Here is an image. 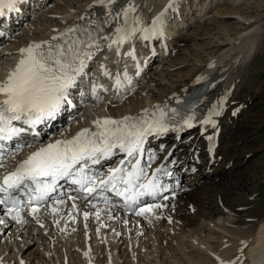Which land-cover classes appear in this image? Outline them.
<instances>
[{"label": "bare ground", "instance_id": "bare-ground-1", "mask_svg": "<svg viewBox=\"0 0 264 264\" xmlns=\"http://www.w3.org/2000/svg\"><path fill=\"white\" fill-rule=\"evenodd\" d=\"M73 1L75 2V5L77 4V6H74L77 10L72 6L74 10L66 13L67 15L66 17H64L65 19L57 26V28L47 29V32L44 34V36L42 35L41 37L37 36L32 38L45 40L49 38L51 33L59 31L61 29L69 28L70 26L76 27L77 25L82 23L86 24L96 18L104 21L106 9L98 4V0ZM201 1L204 0H193L190 5H186L185 3L187 2L185 0H172L171 7H168L170 0H131V3L136 7L135 15L139 16L141 19L142 27L150 28L153 20L162 12H164V16L162 18L163 34L145 40L141 38L140 33H137L133 37V39L129 41L130 45L126 46L127 49L116 52L113 48H109L108 50H106L107 52H105V55L103 56L104 59L97 61V63H99V65L105 63L107 65V69H109L110 63L115 60L118 61L116 63V67H119L120 65L123 67V65L127 64L126 66H139V69L141 70L142 65H147L149 58H151L147 56L148 54L146 51L144 52V50L146 49V45L150 44L151 42L154 43V41H157L158 38H161V40H163L160 43L163 47L160 48V53L166 57L169 50V43L167 45L165 40L169 37H174L175 34H178L179 28H182L186 24H188V19H185L186 17L184 16H188L191 9H196L198 3H200ZM39 3H41V0H29L27 4H25L21 8V11L14 15L11 22H2L0 28L3 30V33L0 35V41L7 37L6 32L11 31L12 27H15L16 23L21 20L20 16H23L24 13H26L28 10L30 11L36 5L40 6ZM124 3L125 0H116V3L112 7L118 8ZM202 4L204 7L206 6L205 2ZM199 11L200 10H198V12ZM33 14H35V12ZM204 14L205 13L201 14V16H204ZM240 16V24L246 26L245 30L240 31L239 33L237 32V37H230L229 35H225L221 42L216 43V45L219 46L220 49H224V51H222V56L209 57L210 61L208 60L205 63L204 67L201 68L202 71L200 72V74H198L194 79L184 81V83L180 85H175L176 87L168 90L165 96L160 97L157 100L149 99L146 103L148 104L159 102L160 99L164 100V103L166 99L171 98V93L181 94L183 92L192 91V89L197 85H200L204 79H211V84L208 86V91L206 93L207 95L203 100V105L206 108L205 111L209 112V110H211L209 106L214 102L221 103V101H232L234 99V95L238 93L240 88L248 86V83L253 77V74H255L254 72L256 71V69L259 70L264 68V66L261 65L263 64L262 59H264L262 58L264 56V29L261 30L260 25L256 24L258 20L251 21L252 19L247 20L248 17L245 18L242 15ZM81 17H84V19H81ZM189 18L191 19L192 17L189 16ZM122 23L123 21L120 20L112 21L110 25L105 24L104 32L106 33V35H109L114 30L117 24ZM28 26L30 27L29 23ZM27 27L25 29H27ZM20 42L24 41L22 40ZM248 42H251V44H248ZM9 44L10 43L8 42L4 48H8ZM209 44L211 46L215 45L213 41H209ZM130 52L134 53V55L136 56H139V54L137 53L143 52L145 59L142 63H140L139 60L133 58L134 55L128 54ZM7 56L9 58L6 61L0 62V74L12 68L17 59L16 52ZM234 61H236V64H234ZM94 71L95 69L93 70V72ZM123 71L127 73V71H130V67H126ZM126 77L127 79H121V85H123L124 82H127V80L131 82H134L136 80L138 81V79H136V76L133 75V72L127 73ZM243 79L247 81V84L245 81H243ZM122 87L125 88L127 87V85L125 84L124 86H121V88ZM121 88L118 91L119 93L122 92ZM105 97L110 105L113 102L118 103L120 101L118 93L112 92L110 96L106 95ZM148 97L152 99L151 95H148ZM142 106L143 105L129 107L126 110L122 108H115V113H111L108 110L110 108L109 106V108L107 107L108 109L103 111V113L110 114L111 116L114 114L123 115L128 112H136L144 108ZM89 108L91 109V112L93 114L102 112V110L98 109V107L96 106L95 108ZM87 116H89V114L82 115V117L84 118H86ZM217 124L218 126H220V132L218 135V145L214 146L215 159L213 160L211 158H207V153L204 150L205 136L199 135V130H194L193 133L187 134L180 139L179 145H186L185 149L189 151L190 157L182 156L178 157L177 159L170 160L173 161V163H171V167L175 172L176 179L178 180L179 178L180 180V186L178 185V192H181L182 190L180 189H182L187 183L182 182V179H193V182H209L211 180H216L211 183H217L221 180H228L229 176L231 175L229 173L234 170L233 168H235H232L231 164H235L236 159L239 163V159L237 157L234 160L235 156H231L225 162L222 161V157H224L226 155V152H228L229 150L227 146L221 144L220 142L223 139L225 127H230L228 110L225 111L221 119H218ZM78 125V121L73 123V129L78 127ZM231 129L232 127L229 128V130ZM170 143L171 145L175 144L173 141H171ZM215 160L222 161V163H220L219 165H214ZM229 162H231V164ZM166 165H168V163ZM259 166L260 170H258L257 168L254 170L256 171L255 175L258 176L257 185L264 179V162L262 164H259ZM245 170H247V168H245ZM258 173L263 174L259 176ZM241 179H239L240 187H237L235 189V195H227L229 194L228 191L230 192L232 189H234L235 184H231L232 186L226 185V189H222V191L225 192V194L229 198H222L220 196V198L217 199L216 194L213 192V196H207L205 200L202 199L204 200V206H199L198 203L193 202L194 200L188 201L192 202L194 206L197 207L196 212L199 208L201 209V217L203 216V219H208V223L211 226L220 228L219 230L222 229L223 232L226 230L231 235L240 238V240H238L239 245H243L245 242H249V240L252 241L250 242L251 245L248 244L250 245L248 246V251L246 250L247 252H245V255H247L246 258L248 257L249 260L248 264H264V197L257 194L259 193V189H256L255 191H252L250 192V194H248V191H250V186H248L247 181H241ZM230 182H232V180ZM73 194H75V192H73ZM103 194L104 196L107 195L106 192H104ZM253 194H255V196L251 199L250 197ZM72 196L73 195H71V197ZM195 197H198V195H196ZM76 199L81 204L87 203V201H84L83 199L81 200L77 197ZM169 199L170 198L168 197L167 201H169ZM160 200L161 197H157L155 198V200H152L151 203H158V201ZM184 200L186 199H179L178 202L174 203L173 206L169 209L161 207L159 209L153 210L151 214L140 216V218H137L138 222L136 224V226L139 227L137 228L138 230L135 229L136 226L134 225L132 218H126L124 216L117 218L113 215L106 217V214H102L100 212L98 214L99 218L93 219L92 224L88 225V227L84 223L81 225L79 224V222L76 223L77 221H79V217H76L75 220L73 219L75 211L71 215L72 221L70 225L68 223H63V221H59V219L64 217L65 210L67 211L66 215H68L69 211H73L67 200L66 202L64 201V203L60 204L50 203L45 205L44 209L49 208L52 212H50L49 214L48 212L46 213V216H49L50 220H48V217L45 218L44 216L40 215L39 212L36 214L37 218L33 219L32 216H29L27 212L24 211L23 216L26 222L21 225L15 223V221L11 220L8 216L0 214V220L4 221L3 224H0V244H2L3 239H7L6 242H3V244L0 246V264H21V262H23V264H88V262H93L94 264H120V256H122V254L124 256L125 251L126 258H128V264H142L143 259L141 257V259H138L137 252L140 251L138 249V245H145H142V243L145 241L141 240V237L146 233L147 224L151 223L153 227L150 224L149 225L152 227V229L155 230V228H157L156 225H159L161 229H164V223L171 218H173L171 221H176L174 225H176V223L178 222L180 223L182 220H179L177 218V214L182 213V211L184 210L186 205L181 206V203ZM220 200L221 202L219 203ZM162 203L163 202H161L160 204L162 205ZM221 203L222 206L219 205ZM236 208L238 209V215L233 213V209ZM53 209H55V211H53ZM184 212H187L186 209ZM82 213L84 215L85 211L82 210ZM93 215L96 214L93 213ZM222 215H228V218L230 219L237 217L238 219L235 222L236 224H232V222L234 221H229L233 226H228V219H225L219 225L220 222H218V220L220 221V219L223 218ZM194 219H190L187 224H193ZM35 221H39V224L35 225ZM154 222H156V225ZM74 224L75 227L73 226ZM41 225L43 226L41 227ZM83 226L86 228L85 232ZM224 226H227L226 229L224 228ZM57 227L60 228V230H57ZM68 228L70 229L69 233H71L72 236L74 235L73 237L68 233H64V239H61L59 237L60 235H56L57 232L55 231H58L61 234ZM139 230L141 232L138 233ZM138 234H140L139 237ZM156 234L157 233H155V235ZM162 234L163 233L161 232L160 236L157 235L160 239V244L162 243L161 240L165 242L167 241L165 239L166 235L163 236ZM128 240L130 243L127 242ZM15 242L18 243L13 247V243ZM128 243L130 244V246ZM34 244H36L37 247L35 248V250H32V246ZM121 246L122 248H120ZM134 248L137 249V251ZM141 248L142 250L144 249L143 247ZM145 250H143L145 253L144 255L148 256L149 254H147ZM151 250L153 251L155 250V248H151ZM181 251L182 248L179 249V252ZM147 252L150 253L149 251ZM85 253H87V255H85ZM230 255L231 254H229L228 251H223L219 255H216V257L218 258L216 259L218 260V263H222L224 261L225 263H230L234 260ZM169 264H180V262L176 259Z\"/></svg>", "mask_w": 264, "mask_h": 264}, {"label": "snow or ice", "instance_id": "snow-or-ice-1", "mask_svg": "<svg viewBox=\"0 0 264 264\" xmlns=\"http://www.w3.org/2000/svg\"><path fill=\"white\" fill-rule=\"evenodd\" d=\"M17 2L0 0V16L4 15L5 9L14 10ZM115 3L116 0H98V4L106 9L104 24L123 21L115 26L111 35L101 36L90 28L73 26L49 40L31 43L19 50L15 67L0 81V149H3L4 143L26 131L35 133L37 125L54 120L65 105L72 104L70 90L76 87L77 79L85 75L87 61L100 49L101 39L107 41L108 48L115 46L119 52V48L137 33L145 40L163 34L164 12L153 20L150 28L142 27L131 0H125L118 8L112 7ZM171 3L172 0L168 7ZM128 54L134 55L132 52ZM104 75H109L106 70ZM113 87L117 91L121 88L119 76L115 78ZM100 90L107 91L99 84L91 85V94L97 104L103 102L98 95ZM84 95L80 93L81 97ZM216 115L219 112L214 106L201 122L215 126L212 118ZM195 120L194 113L180 114L176 109H168L167 105H154L152 109H144L135 116L119 119L98 117L92 121L91 127L81 128L70 138L53 139L42 144L17 163L11 172L0 174V208L4 215L23 225L26 222L23 216L25 209L29 216L36 219L41 206L56 191L59 181L67 180L76 185L78 191L86 193L82 198L84 201L98 198L109 204L103 195L107 191L123 199L125 207L134 210L135 215L151 214L162 205L141 204V198L155 200L159 194L168 191L167 186L161 185L158 174L171 176L172 173L158 167L149 174L148 169L155 156L149 154L148 163L142 164L146 154L145 144L151 136L191 128ZM20 150L18 147L9 154V158L15 159ZM117 153H122L124 159L117 167L110 168L106 176L93 170V165L111 159ZM3 166V159L0 158V167ZM53 203L64 201L54 200ZM84 215L87 219L88 213ZM3 223L0 220V224Z\"/></svg>", "mask_w": 264, "mask_h": 264}, {"label": "rangeland", "instance_id": "rangeland-1", "mask_svg": "<svg viewBox=\"0 0 264 264\" xmlns=\"http://www.w3.org/2000/svg\"><path fill=\"white\" fill-rule=\"evenodd\" d=\"M185 1L187 2L185 3L186 5H190L193 2V0ZM204 2L206 3L205 7L202 4ZM72 6H77V4L75 5V2L73 0H49L48 5L44 6V9H38L35 14L31 13L28 19L25 20V24L23 25V27L15 30V32L12 34L13 37L11 39V42L13 44L11 43V46H13L14 43L17 44L15 41V37L17 38L19 36L20 41L24 39L27 40L29 39V37H32L31 35L33 32L37 34L33 36L41 37V34L43 32L45 34L47 32V29H51L56 25L58 26L65 19L64 17H66V13L76 9V7H74L73 9ZM198 10L200 11L198 12ZM203 13H205L204 16H201V14ZM240 15L244 16L245 18L248 17L247 20H258L256 24H259L260 29L263 30L264 0H204L198 3L196 9H191L189 11V15L184 16L186 17L185 19H188L187 23H190L187 27H185L186 29L184 28V31L181 30V33L179 32V36L167 41V43H169L168 46L171 49V53L168 55V57L165 58L163 62H156L157 58L155 57L154 60L150 62L148 68L144 70L142 78L140 79L137 86L135 96L138 97L136 99L144 100L146 96L151 95L153 99L148 97L147 100H157L158 98L165 96L168 90L176 87L175 85H180L184 83V81L194 79L198 74H200V72L202 71L201 68L204 67L205 63L208 60L210 61L209 57L222 56V51H224V49H220V47L217 46L216 43L221 42L225 35H229L230 37H237V32L239 33L240 31L245 30L246 26L240 24ZM189 16H191L192 18L190 19ZM54 17L56 18V20ZM60 19H62V21H60ZM28 23L30 24V27L28 29H24L28 26ZM209 41H213L215 45L211 46L209 44ZM158 43L159 41L156 44L158 45ZM248 44H251V42H248ZM13 50L14 48L8 51L9 54H11ZM262 58H264V56ZM262 61L263 64L261 65L264 66V59H262ZM235 62L236 61H234V64H236ZM263 70L264 68L259 70L256 69V71L254 72L255 74H253V77L248 83V86L241 88L239 90L240 92L238 91V93L236 94V96H238L233 101H231L228 106L229 109H240L237 112L236 120L230 122V126H234L231 130L227 129L225 131V137L222 141V144L228 146L229 149L228 152H226V155L223 157L224 162L231 156H235L234 160L236 159V157L239 159V163L237 159L235 164H231L230 162L232 168L235 167L233 168L234 170L229 173L231 175L229 176L228 180L230 179L229 182L231 180L232 182L229 183L228 180H221L217 183H211L216 180H211L209 182H197L192 188L191 192L187 193V196L192 193L191 195H189L188 200H194L193 202L198 203L199 206L203 205V201L207 196H213V192L216 194L217 199L220 198V196L222 198H229V195H235V189L237 187H240L239 179H241L242 177L243 178L241 179V181H247L248 186H250V191H248V194H250V192L252 191H255L256 189H259V193H256L259 194V196L264 197V179L257 185L258 176L255 175L256 171H254L256 168L260 170L259 164H262L264 162ZM243 81H245L247 84L246 80L243 79ZM146 90L149 91L148 95ZM128 99L131 100V97H129ZM136 103L140 104V102L136 101L130 102L127 106H125L126 108H129ZM234 115H236L235 112ZM245 168H247V170H245ZM262 174L263 173H258L259 176ZM231 184H235V186L234 189H232L230 192L228 191L229 194H227V196L225 192L222 191V189H226V185ZM192 195H198V197ZM254 196L255 194H253L250 198L252 199ZM220 202L221 200L219 201V203ZM219 205L222 206V203ZM186 206L187 208H184L182 213L177 214V218L182 221L180 223H176V225H174L176 221H171L173 218L168 219L164 223V229H161L160 226L156 225L155 222L154 223L157 226L155 230L152 229L153 225L151 223L149 224L152 227L147 224L149 226L146 227V233L141 237V240L145 241L142 243V245H145H138V249L140 251L137 252L138 254L136 253L138 259H143L142 264H169L176 259L180 262V264H217L218 258L216 257V255H219L223 251H228L229 254H231L230 256L234 260H236V262L233 260L234 263L231 262L230 264L249 263L248 257L246 258L247 255H245V252L248 251V246H250V242H252L251 240H249V242H245L243 245H239L238 240H240V238L231 235L226 230L223 232L222 229L219 230L220 228L211 226L208 223V219H203V216L201 217L200 208L198 209L199 211L197 210L198 213L195 211V208L197 209V207H195L192 202H190L189 205ZM185 209L187 212H184ZM237 211V208L233 209V213L236 215H238ZM222 216L223 218H221L220 221L218 220V222H220L219 225L223 220L228 219V226H233L232 224L235 225V222L238 219L236 217L232 218V220L228 218V215ZM88 219L86 220V223H88ZM190 219H194V221L193 224L188 225L187 223ZM229 221L234 222H232L231 224ZM226 227L227 226H224L225 229ZM58 229L60 230V228L57 227V230ZM135 229L137 230V228ZM67 230L68 232H70L69 228L63 231V233H61V235L59 236L61 239H64V233H66ZM55 232H57L56 235L58 236V231ZM161 232L163 233V236L166 235L165 239L167 241L165 242L161 240L162 243L160 244V239L158 238V236H160ZM155 233L157 234L155 235ZM139 235L140 234H138V237ZM6 240L7 239H3L2 244L3 242H6ZM127 242H129V240ZM17 243L18 242L13 243V247ZM2 244H0V246ZM139 246L143 247V250L146 249L145 252L149 255L145 256L144 251ZM36 247L37 245L34 244L32 246V250H35ZM120 248H122V246ZM151 248H155V250L152 251ZM181 248L182 251L179 252V249ZM135 250L137 251V249ZM147 251H149L150 253H148ZM120 257L121 263L128 264L126 251L124 256L122 254V256Z\"/></svg>", "mask_w": 264, "mask_h": 264}]
</instances>
